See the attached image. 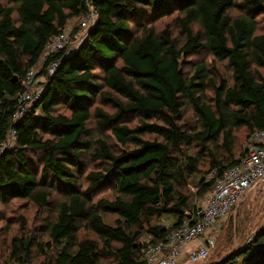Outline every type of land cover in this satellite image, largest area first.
Segmentation results:
<instances>
[{
  "label": "trees",
  "instance_id": "16d2710c",
  "mask_svg": "<svg viewBox=\"0 0 264 264\" xmlns=\"http://www.w3.org/2000/svg\"><path fill=\"white\" fill-rule=\"evenodd\" d=\"M87 2L95 23L70 54L44 58L40 99L14 120L21 79ZM258 16L264 0H0V149L15 137L0 152V203L47 210L36 229L19 217L0 264H31L32 248L38 264H145L264 127ZM201 51L209 62L190 59ZM258 245L264 228L209 264H264Z\"/></svg>",
  "mask_w": 264,
  "mask_h": 264
},
{
  "label": "built area",
  "instance_id": "2783aa9c",
  "mask_svg": "<svg viewBox=\"0 0 264 264\" xmlns=\"http://www.w3.org/2000/svg\"><path fill=\"white\" fill-rule=\"evenodd\" d=\"M88 11L81 16L79 28L90 29L96 20L94 9L87 2ZM82 30V31H83ZM80 34L79 32L77 35ZM69 32L65 29L47 42L41 58L68 47ZM76 36V35H75ZM82 37V35H79ZM84 37V36H83ZM82 37V39H83ZM82 39L78 42L80 43ZM57 62H51L47 74L52 75ZM37 75L36 65L30 67L20 81L22 92L17 99L14 120L20 119L32 109L43 91L34 85ZM14 131H10L1 150L14 143ZM244 155L238 162L213 177L210 189L204 195L201 205L192 212H185L181 223L162 240L153 242L144 253L145 264H200L215 247L216 225L224 219L238 204L244 193L264 178V127L252 132L243 142ZM192 244L193 248H187ZM264 250V245L253 248V257Z\"/></svg>",
  "mask_w": 264,
  "mask_h": 264
},
{
  "label": "rangeland",
  "instance_id": "374dc122",
  "mask_svg": "<svg viewBox=\"0 0 264 264\" xmlns=\"http://www.w3.org/2000/svg\"><path fill=\"white\" fill-rule=\"evenodd\" d=\"M81 19L82 17L72 18L64 27L69 32V43L68 47H66L69 54L78 46V42L86 33L85 29L79 28ZM138 20L141 21L143 19L139 18ZM165 20V18L157 20L154 26L158 29L161 28ZM258 20V32L264 33V19L258 16ZM154 21L152 19L150 22ZM76 28L77 32L73 34V30ZM78 32L80 34L77 35ZM79 35H82V37H79ZM190 59L193 61L204 60L209 62L210 58L206 52L201 51L199 54L193 55ZM42 65L43 59L40 58L36 65L37 75L35 76L34 85L40 86L41 88L43 86L44 89L46 76L41 74ZM185 69L188 68L185 67ZM243 136L244 133L242 132L241 137L240 133L238 134L239 141L242 140ZM9 145H12V143L10 142ZM108 189L106 186L103 187L96 194V197L105 195ZM201 203L202 199H198L196 202L197 206L201 205ZM46 214V208H36L22 200L0 203V262L7 259L6 255L9 252V243L12 237L20 234V230H18L20 224L19 217H23L25 221L23 231H28L33 227L36 229ZM115 217V215H109L105 217V220L106 222L113 223ZM159 223L165 227L169 225V221L165 217ZM262 228H264V178L247 190L236 207L224 219L218 221L215 232V248L200 264H209L216 260H218L217 262L222 261L224 257L229 255L232 249L248 245L252 242L257 232ZM32 250L34 257L31 264H38L45 256L39 252H35V248H32ZM50 252L52 253V251Z\"/></svg>",
  "mask_w": 264,
  "mask_h": 264
},
{
  "label": "crops",
  "instance_id": "0c3cea01",
  "mask_svg": "<svg viewBox=\"0 0 264 264\" xmlns=\"http://www.w3.org/2000/svg\"><path fill=\"white\" fill-rule=\"evenodd\" d=\"M187 248H193V245L192 244H189V245H187Z\"/></svg>",
  "mask_w": 264,
  "mask_h": 264
},
{
  "label": "water",
  "instance_id": "95a60500",
  "mask_svg": "<svg viewBox=\"0 0 264 264\" xmlns=\"http://www.w3.org/2000/svg\"><path fill=\"white\" fill-rule=\"evenodd\" d=\"M224 259H222V261H223ZM222 261H220V262H222ZM217 264H219V263H217Z\"/></svg>",
  "mask_w": 264,
  "mask_h": 264
}]
</instances>
